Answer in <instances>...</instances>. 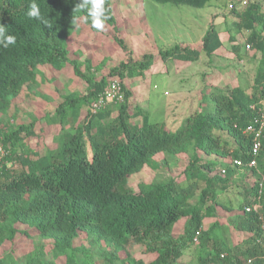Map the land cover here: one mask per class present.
Segmentation results:
<instances>
[{"label": "trees", "instance_id": "16d2710c", "mask_svg": "<svg viewBox=\"0 0 264 264\" xmlns=\"http://www.w3.org/2000/svg\"><path fill=\"white\" fill-rule=\"evenodd\" d=\"M204 1L176 0L198 7ZM32 2L0 0L5 37H16L15 44L0 39V114L10 109L12 99L24 87L36 83L43 66L62 69L69 64L89 85L85 94L66 96L56 108L55 121L59 117V122L68 126L70 118L77 126H64L58 136L62 143L56 150L22 160L20 170L7 165L15 155L8 145L14 137L18 140L21 131H27V138L32 131L29 126H20L15 131L0 132V142L7 152L0 168V247L13 243L20 233L27 234L21 232L22 225L41 239L53 241L48 253L36 248L24 260L4 254L0 264H181L187 254L193 257L188 264H264V135L254 156L253 135L245 133L257 115L252 106L264 98L263 65L251 93L241 86L211 87L202 93L200 109L188 110L177 129L151 121L140 107L132 115L131 94L124 83L125 101L92 115L89 107L110 81H96L91 73L84 74L69 56V39L76 25L94 29L87 9H76L83 0H34L47 24L27 16ZM104 6L110 17L106 25L117 29L111 0H105ZM258 8L254 3L239 13L240 22L235 24L239 30L250 32V41L260 40L258 27L264 30V16ZM115 40L124 47L118 36ZM221 46L218 31L212 26L201 50L175 46L156 59L196 62L202 52L211 56ZM150 57L130 65L122 63L110 76L118 74L120 80L141 76L149 67ZM110 109L118 110L112 122L106 121ZM139 116L142 122L136 123L134 118ZM201 153L212 158L204 160ZM182 154H190L185 177L140 184L139 192L127 187L129 179L147 167H160V159ZM254 158L257 166L248 167ZM235 160H241L243 166L235 165ZM235 187L243 193L238 206L220 200V195ZM255 203L261 208L247 212V207ZM220 206L237 211L231 226L216 221L205 229L204 220L214 217ZM77 239L95 245L104 242L106 248L91 253L78 248ZM134 247L142 248L150 259L134 258L129 252ZM79 249L83 253L80 259ZM124 252L125 257L121 255Z\"/></svg>", "mask_w": 264, "mask_h": 264}, {"label": "rangeland", "instance_id": "374dc122", "mask_svg": "<svg viewBox=\"0 0 264 264\" xmlns=\"http://www.w3.org/2000/svg\"><path fill=\"white\" fill-rule=\"evenodd\" d=\"M254 3L259 6L258 13L264 16V0H205L202 7L189 3L179 4L176 0H111V6L115 9L117 29L105 25L103 31H98L80 23L81 26L74 30L69 39V56L76 60L84 74L91 73L96 81L102 78H107L108 81L117 78L118 74H110L114 69L120 68L122 63L130 65L142 61L144 56H151V62L148 60L149 67L141 76L121 78L131 94L128 98L131 104L130 113L133 115L137 110L135 108L140 107L151 121L165 122L168 128L177 129L182 125L189 107L200 109L202 93L209 92L211 87L241 86L252 92L251 87L254 85L257 71L262 65L264 67V30L262 26L258 27L260 40L250 41V32L239 30L235 24L240 22L239 13L242 14ZM231 6L235 7V12ZM218 20L226 23L219 25ZM214 23L220 26L218 37L222 46L211 56L202 52L196 62L188 64H180L182 60L156 59L162 51L178 45L181 47V43L184 45L190 40H193L194 44L188 46L193 45L192 47L201 50L206 31ZM201 35L203 38L200 42ZM117 36L122 40L124 47L115 40ZM249 45L251 49L246 48ZM88 69H91V72H88ZM206 78L211 80L207 83ZM88 85L85 79L74 73L69 64L62 69L50 65L40 68L36 83L24 87L22 92L12 99L10 109L0 114V132L2 129L15 131L20 126H29L33 134L27 138V131H21L18 140L14 137L12 143H9L8 149L15 150L12 160L7 162L10 168L20 170L22 160L37 159L56 150L62 143L58 136L62 128L67 126V123L59 122V117L54 120L56 108L65 102L66 96L85 94ZM194 97H197L196 103H193ZM110 111L111 115L106 120L108 122H112L118 115L117 109ZM142 116L134 118L135 122L141 123ZM175 116L179 118L177 121L173 119ZM79 122H83L82 116ZM69 123L68 126L72 128L73 125L77 126L70 118ZM76 123L78 124V121ZM87 146L91 156L89 142ZM189 158L190 154H182L174 159L162 158L159 160L160 167H147L139 175L130 178L127 187L139 192L140 184L164 182L171 178L179 180L185 177L184 170ZM201 158L209 160L212 156L201 153ZM237 177L239 181L241 176L238 174ZM253 179L256 180V177ZM241 191L239 187L232 188L231 192L220 195V200L225 204L238 206L243 200V193H239ZM236 212L220 206L214 217L204 220V228L207 229L216 221L231 226ZM183 223L177 226L176 236L180 234ZM21 232L27 234L20 233L13 243L6 242L1 246L0 256L12 254L15 258L24 260L36 248L42 247L47 253L51 250L53 241L41 239L25 225L21 226ZM236 240L241 239L236 237ZM76 246L91 253L106 248L104 242L95 245L84 239H77ZM80 249L77 255L79 259L83 255ZM129 252L134 258L150 259L140 247L130 248ZM121 255L126 256L125 252ZM192 258V255L187 254L180 262L188 264ZM59 260L63 261L64 258Z\"/></svg>", "mask_w": 264, "mask_h": 264}, {"label": "built area", "instance_id": "2783aa9c", "mask_svg": "<svg viewBox=\"0 0 264 264\" xmlns=\"http://www.w3.org/2000/svg\"><path fill=\"white\" fill-rule=\"evenodd\" d=\"M233 8V6H231ZM247 49H251L250 46H247ZM126 98V93L124 89L123 82L114 77L110 80L108 87L98 96V98L91 104L89 107L90 113L92 115L97 114L101 110H104L108 105L112 103H121L124 102ZM253 110H256L257 115L254 118V121L249 124L245 130L246 134L253 135L254 146H253V155L257 156L261 148V138L264 135V98L257 104L252 106ZM7 152L4 150L2 144L0 143V168L2 167V157L5 156ZM235 165L242 167L243 162L241 160H235ZM256 159H252L248 163V167H256ZM261 208L259 203H255L252 206H248L246 211L251 212L252 210H258ZM195 243L199 244L198 238H195ZM224 257V255H223Z\"/></svg>", "mask_w": 264, "mask_h": 264}, {"label": "clouds", "instance_id": "9594fccd", "mask_svg": "<svg viewBox=\"0 0 264 264\" xmlns=\"http://www.w3.org/2000/svg\"><path fill=\"white\" fill-rule=\"evenodd\" d=\"M105 0H83V3H79L76 6L77 10H83L87 9L88 16L91 18V27L98 30L103 31L105 29L106 22L110 17L106 15V8H105ZM27 16L30 19H40L42 23L47 24V21L44 19V17H41L40 15V8L39 6L34 2L31 3L29 7V11L27 13ZM75 24L76 22L73 21ZM79 27V25H76ZM6 33V27L0 23V39H7L8 44H15L16 43V37L15 36H7L5 37ZM7 47V44L5 45Z\"/></svg>", "mask_w": 264, "mask_h": 264}, {"label": "crops", "instance_id": "0c3cea01", "mask_svg": "<svg viewBox=\"0 0 264 264\" xmlns=\"http://www.w3.org/2000/svg\"><path fill=\"white\" fill-rule=\"evenodd\" d=\"M152 5H153V4H152ZM113 9H114V8H113ZM114 11H115V9H114ZM222 19H223V18H222ZM221 23L225 24L226 22H224V21H222V20H221V21L218 20L217 24L220 25ZM217 24L214 23L212 26H214V28H215L216 30H218V32H219V30H220L219 27H220V26L218 27ZM208 27H209V25L207 26V28H208ZM207 28H206L205 30H207ZM208 30H209V28H208ZM208 30H207V31H208ZM207 31H206V32H207ZM203 33H204V32H203ZM204 34H205V33H204ZM202 38H203V35H201L200 38H199V39H200V42H201ZM195 41L197 42V41H198V38H197ZM193 42H194L193 40H190L189 43L184 44V45L181 43L180 45H181V47H188V48H191V49H195V50H196L197 47L194 48V47H192L193 45H192V46H191V45L188 46V44H194ZM200 42H199V46H200ZM178 46H179V45H178ZM198 48H200V47H198ZM246 48H247V47H246ZM246 51H247V49H246ZM175 61H177V60H175ZM241 62H242V61H241ZM179 63H180V64H181V63H182V64H183V63H185V64L187 63V64H188V63H190V62H186V61L183 62V60H182V62H179ZM179 63H177V65H178ZM180 64H179V65H180ZM205 80H207V78H206ZM210 80H211V79H210ZM210 80H207V83H208V81H210ZM207 87H208V86H207ZM207 87H206V88H207ZM204 88H205V87H204ZM206 88H205V89H206ZM195 98H197V97H194V98H193V103H196V102H195ZM185 109H186V108H185ZM196 109H197V108H195V110H196ZM182 110H183V109H182ZM188 110L195 111V110H194V107H192V108L189 107V108L187 109V111H188ZM179 111H181V109H180ZM173 117H174V116H173ZM180 117H181V116H180V114H179V118H180ZM179 118L175 116V118H173V119H174L175 121H177ZM181 118H182V117H181ZM181 118H180V119H181Z\"/></svg>", "mask_w": 264, "mask_h": 264}]
</instances>
